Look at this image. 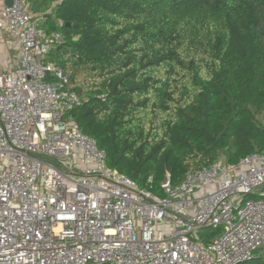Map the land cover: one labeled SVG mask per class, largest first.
I'll return each mask as SVG.
<instances>
[{"label": "built area", "instance_id": "1", "mask_svg": "<svg viewBox=\"0 0 264 264\" xmlns=\"http://www.w3.org/2000/svg\"><path fill=\"white\" fill-rule=\"evenodd\" d=\"M40 21L27 0H0V29L17 52L0 61V264H240L264 255V154L219 158L177 184L167 173L158 193L139 187L75 122L82 98L51 58L64 34Z\"/></svg>", "mask_w": 264, "mask_h": 264}, {"label": "trees", "instance_id": "2", "mask_svg": "<svg viewBox=\"0 0 264 264\" xmlns=\"http://www.w3.org/2000/svg\"><path fill=\"white\" fill-rule=\"evenodd\" d=\"M38 4H54L40 26L65 42L51 58L111 169L158 193L167 173L177 184L219 158L264 154V0Z\"/></svg>", "mask_w": 264, "mask_h": 264}, {"label": "rangeland", "instance_id": "3", "mask_svg": "<svg viewBox=\"0 0 264 264\" xmlns=\"http://www.w3.org/2000/svg\"><path fill=\"white\" fill-rule=\"evenodd\" d=\"M28 1V4H29V9L31 10V12H32V14H33V16L34 15H36V16H41V15H43V12H46V13H50V12H52L53 11V7H54V4H52V5H48V6H43V9H42V5H41V9H40V12L39 13H35V11H34V6H35V4H36V0H27ZM36 9V8H35ZM12 45V47H7V49H6V51H7V54L6 55H8L9 57V59H12V61H14V58H15V56H16V43L14 44H11ZM8 49H9V51H8ZM3 57V55H2V53H1V50H0V61L2 62L3 60H2V57ZM5 65H7V63H5ZM4 65V66H5ZM4 66H0V69L1 70H3V67ZM2 67V68H1ZM223 82H225V80L223 81ZM232 82V81H231ZM226 83V85H230L231 83H230V81L228 80V81H226L225 82ZM258 117L260 118V119H262V121H264V118L262 117V116H260V115H258ZM223 159H225L224 157H222ZM214 232H215V230H214V228H206V229H204L203 230V233H205V234H208V235H212V234H214ZM221 232H219V234H220ZM258 254H259V252H258Z\"/></svg>", "mask_w": 264, "mask_h": 264}, {"label": "crops", "instance_id": "4", "mask_svg": "<svg viewBox=\"0 0 264 264\" xmlns=\"http://www.w3.org/2000/svg\"><path fill=\"white\" fill-rule=\"evenodd\" d=\"M44 13L45 12H43V15H41V16H36V15H34L36 18H39V19H43L44 18ZM7 39H8V37H7V35L5 34V32L3 31V30H1L0 29V50H1V53H2V55H3V57H2V60H6L9 56L8 55H6L7 54V51H6V49H7ZM8 51H9V49H8Z\"/></svg>", "mask_w": 264, "mask_h": 264}, {"label": "water", "instance_id": "5", "mask_svg": "<svg viewBox=\"0 0 264 264\" xmlns=\"http://www.w3.org/2000/svg\"><path fill=\"white\" fill-rule=\"evenodd\" d=\"M11 4H12V0H7V5H11ZM40 9H41V5L38 4L36 6L35 13H39L40 12Z\"/></svg>", "mask_w": 264, "mask_h": 264}]
</instances>
